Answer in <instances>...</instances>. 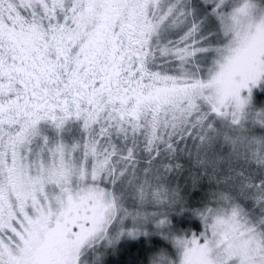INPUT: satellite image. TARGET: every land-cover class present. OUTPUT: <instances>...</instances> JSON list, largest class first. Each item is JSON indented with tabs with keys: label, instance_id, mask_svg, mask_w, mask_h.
<instances>
[{
	"label": "snow or ice",
	"instance_id": "1",
	"mask_svg": "<svg viewBox=\"0 0 264 264\" xmlns=\"http://www.w3.org/2000/svg\"><path fill=\"white\" fill-rule=\"evenodd\" d=\"M262 80L264 0H0V264H264Z\"/></svg>",
	"mask_w": 264,
	"mask_h": 264
},
{
	"label": "trees",
	"instance_id": "2",
	"mask_svg": "<svg viewBox=\"0 0 264 264\" xmlns=\"http://www.w3.org/2000/svg\"><path fill=\"white\" fill-rule=\"evenodd\" d=\"M254 102L257 106L264 102V92L256 93ZM174 223H177L181 228H190L192 231L198 232L201 228L200 221L197 217L192 216L187 210L182 213L173 212L170 216ZM155 240H160V237H154ZM123 243V242H121ZM119 247V245H118ZM140 244L126 245L121 252H111L104 257L105 264H132L137 249Z\"/></svg>",
	"mask_w": 264,
	"mask_h": 264
},
{
	"label": "rangeland",
	"instance_id": "3",
	"mask_svg": "<svg viewBox=\"0 0 264 264\" xmlns=\"http://www.w3.org/2000/svg\"><path fill=\"white\" fill-rule=\"evenodd\" d=\"M252 91H253V98L255 100L256 93L264 92V80H262L257 87L253 88ZM242 94H245L246 95L247 94V91L244 90V92ZM109 253H111V250L110 249H109Z\"/></svg>",
	"mask_w": 264,
	"mask_h": 264
}]
</instances>
